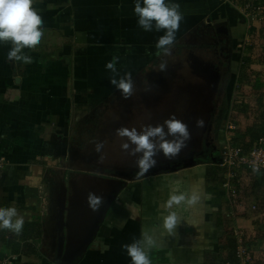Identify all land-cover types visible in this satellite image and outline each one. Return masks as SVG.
Listing matches in <instances>:
<instances>
[{
  "label": "crops",
  "instance_id": "0c3cea01",
  "mask_svg": "<svg viewBox=\"0 0 264 264\" xmlns=\"http://www.w3.org/2000/svg\"><path fill=\"white\" fill-rule=\"evenodd\" d=\"M166 2L179 4L183 15L171 56L178 53L177 45L200 37L205 29L219 34L224 28L223 37L233 49L244 46L249 34V42L264 35V24L248 29L240 12L222 0ZM135 3L35 0L44 35L35 49H23L32 62L10 61L11 42H0V207H16L25 220L19 235L0 230V259L9 264H131L122 245L140 239L142 230L155 229L162 244L151 250L152 264H237L236 229L251 257L264 264V208L249 209L264 201L260 178L254 179L253 188L243 182L232 220L218 163L137 176L135 157L124 151L122 159H129L112 169L137 176L128 179L81 169L72 161L79 128L95 121L98 108L120 93L110 83L113 73L106 64L118 58V72H130L136 87L165 58L155 54L164 31H144ZM246 71L251 80L240 82L239 88H254L248 92L251 103L257 92L264 93V63L251 61ZM232 114H224L221 137L224 142L237 143L235 137L241 136L248 141L256 129L254 117L237 112L232 119ZM229 123L234 131L226 129ZM176 182L179 192L195 193L199 200L174 207L181 223L176 234L168 235L162 206ZM90 192L104 199L99 211L89 207Z\"/></svg>",
  "mask_w": 264,
  "mask_h": 264
},
{
  "label": "rangeland",
  "instance_id": "374dc122",
  "mask_svg": "<svg viewBox=\"0 0 264 264\" xmlns=\"http://www.w3.org/2000/svg\"><path fill=\"white\" fill-rule=\"evenodd\" d=\"M175 50H179L175 56H165L161 60L167 61V72H160L155 65L153 73L149 72L138 82L130 99L117 94L109 103L98 108L95 121L79 128L73 139L71 158L73 162H79L77 164L81 169L89 168L104 174L109 171L115 175L118 169L112 168L131 156L126 155L122 159L125 150L121 145L127 142V138L118 136L116 130L134 127L139 131L146 125L162 124L173 114L188 125L191 133L187 147L175 158L201 150L204 142L212 141L218 148L222 147L224 140L220 131L225 126L222 122L225 112L234 111L241 99L247 101L252 97L248 92L254 88L239 87L240 82L251 80L245 62L248 58L250 62L261 59L264 35L255 38V42L250 39V45L233 49L223 33L205 29L203 35L190 37L183 45H177ZM261 81L264 82V79ZM150 86L152 90L148 91ZM200 118L204 120L203 128L196 126ZM206 124L208 129L203 134ZM96 142L104 144L105 149L100 153L95 151ZM156 159L157 163L173 160L166 159L163 153Z\"/></svg>",
  "mask_w": 264,
  "mask_h": 264
},
{
  "label": "clouds",
  "instance_id": "9594fccd",
  "mask_svg": "<svg viewBox=\"0 0 264 264\" xmlns=\"http://www.w3.org/2000/svg\"><path fill=\"white\" fill-rule=\"evenodd\" d=\"M35 0H0V42H11L12 49L7 56L10 61H22L31 63L32 58L23 54V49H35L42 40L44 31L43 20L34 8ZM134 13L138 17V25L147 32L164 31L156 42V55L159 57L170 56L176 41V33L180 28L183 15L180 5L166 2V0H136ZM118 58L106 64L113 76L110 83L121 93L124 99H130L135 91V85L130 72L120 75L116 68ZM167 61H162L159 65L160 72H167ZM148 91L152 90L150 86ZM196 126L204 127V120L197 119ZM120 137H126L127 142L121 145L122 149L129 152V155L137 157V176H144L150 169L156 167V157L163 153L166 159L177 157L180 152L187 147V142L191 139L188 125L178 119L175 114L171 115L162 124L146 125L141 130L136 128L121 127L116 130ZM171 137V138H169ZM104 148L103 142L95 143V151L100 153ZM103 157H101V162ZM254 174H259L257 165L252 167ZM179 182L172 187L169 198L163 203V229L168 235L176 234V230L181 223V217L174 211L175 206L182 204L191 206L198 200L199 196L193 193L188 196L178 191ZM89 207L93 211H99L104 203L101 196L90 192L87 197ZM25 220L19 214L16 207H0V230H10L16 235L22 232ZM163 234V233H162ZM162 242L156 235V230H142L141 238L135 239L130 244L122 245L131 260V264H152L150 252L154 248L160 247ZM103 251L108 250L104 245Z\"/></svg>",
  "mask_w": 264,
  "mask_h": 264
},
{
  "label": "built area",
  "instance_id": "2783aa9c",
  "mask_svg": "<svg viewBox=\"0 0 264 264\" xmlns=\"http://www.w3.org/2000/svg\"><path fill=\"white\" fill-rule=\"evenodd\" d=\"M222 1L242 14V17L246 20L248 29L253 27L254 24H264V0ZM249 38L247 37L244 45H250ZM226 129L234 131L235 125L229 123ZM219 158L221 159V163L218 165L224 170L221 188L228 205V217L234 220V217H236V207L239 205L240 194L243 189L241 174L253 173V165L259 167V173H264V133L253 142L247 151L243 150L239 144L233 143L231 139L226 140L220 148ZM249 209L251 212L256 211V205L254 203L251 204ZM232 236L236 242L235 257L237 264H251L252 257L243 243L241 233L233 229ZM0 264H9V262L6 259H0Z\"/></svg>",
  "mask_w": 264,
  "mask_h": 264
},
{
  "label": "trees",
  "instance_id": "16d2710c",
  "mask_svg": "<svg viewBox=\"0 0 264 264\" xmlns=\"http://www.w3.org/2000/svg\"><path fill=\"white\" fill-rule=\"evenodd\" d=\"M250 58H248L246 60V64L247 67L250 66L251 62L249 60ZM262 62H264V52H262L261 54V59ZM245 69V68H244ZM255 82V81H254ZM254 86V85H253ZM245 99V98H243ZM254 102H249V100L245 101L241 99V102H238V104L235 105L234 107V111L232 114V119L236 117L237 112H240L244 115H247L248 117H254V121L252 123V125L256 126V129L251 133H248L249 136V140L248 141H244V137H235V141L237 142V144H239L243 150H248L250 148V146L253 144V142H255L258 137L264 133V93H262L261 91L256 93V96H253ZM255 104V106L253 107V105ZM251 110V111H250ZM244 136V133H243ZM201 162L199 163H209V161L207 160V158L203 157L201 160ZM241 178L243 179V182L245 181L246 184H249V186H251V188L254 187V179L255 178H260L262 181L264 182V173H259V174H254V173H247L241 174ZM256 205V211L260 208H264V201L261 200H257V202L254 203ZM255 211V212H256ZM244 240L245 242H247L246 237L244 236ZM251 264H258L256 263V260L254 259V257L252 258Z\"/></svg>",
  "mask_w": 264,
  "mask_h": 264
},
{
  "label": "water",
  "instance_id": "95a60500",
  "mask_svg": "<svg viewBox=\"0 0 264 264\" xmlns=\"http://www.w3.org/2000/svg\"><path fill=\"white\" fill-rule=\"evenodd\" d=\"M219 33H226V30L224 28H220L218 30ZM207 124L205 125L203 134L205 133V131L207 130ZM218 151H214V154L217 153ZM213 155V153H212ZM210 161H212L215 164H220L221 163V159L220 158H214V157H210ZM199 162H197V155H195V153H186L185 155L179 157V158H175L173 160H168L165 162H162L161 164L157 165L155 168H152L151 170H149L148 174H159V173H164V172H175L179 169H187L190 168L196 164H198ZM137 171V170H135ZM133 171L131 170H115V175L116 176H120L123 178H128V179H133L136 178L137 176H133L132 175Z\"/></svg>",
  "mask_w": 264,
  "mask_h": 264
},
{
  "label": "flooded vegetation",
  "instance_id": "af4514ba",
  "mask_svg": "<svg viewBox=\"0 0 264 264\" xmlns=\"http://www.w3.org/2000/svg\"><path fill=\"white\" fill-rule=\"evenodd\" d=\"M214 151H218L217 153L220 154V148H218V146L215 144H212V141L211 143H202V147H201V150L199 151H191L192 153H195V155H197V162H201L200 160L205 157L207 158V160L209 162H212L210 161V157H214V158H219V154L215 153L214 154ZM190 153V152H189ZM213 153V155H212Z\"/></svg>",
  "mask_w": 264,
  "mask_h": 264
}]
</instances>
